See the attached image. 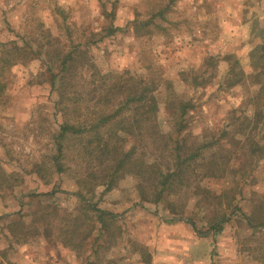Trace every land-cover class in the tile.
<instances>
[{
    "label": "rangeland",
    "instance_id": "374dc122",
    "mask_svg": "<svg viewBox=\"0 0 264 264\" xmlns=\"http://www.w3.org/2000/svg\"><path fill=\"white\" fill-rule=\"evenodd\" d=\"M152 16L150 34L133 32ZM262 29L264 0H0V61L12 42L29 47L13 61L7 58L14 65L0 64V264H25L26 257L37 263L140 264L141 248L151 255L152 244L173 237L170 230L176 223L186 224L201 239L202 252L214 238L224 237V247L235 248L243 264H264V229L256 227L264 224V160L248 158L237 140L243 134V112L252 113L246 102L256 92L249 54ZM75 46L73 71L59 74L57 57ZM233 62L245 82L228 88L224 80ZM123 74L155 88L163 141L167 136L178 139L184 157L202 144H213L202 157L225 155L223 176L202 178L203 167L193 164L183 176L182 189L178 186L157 204L141 201V194L152 198L148 185L130 174L109 192L98 185L87 194L77 183L89 172L80 169L78 139L64 141L70 147L61 161L65 170L54 172V138L63 121L59 96L76 91L85 98L88 89L108 86L109 77ZM104 77L105 82L100 80ZM193 77L204 78L205 84L192 87ZM61 78L71 81L65 86ZM173 99L192 106L179 136L168 106ZM81 112L88 121L86 111ZM224 131L227 137L214 145ZM254 135L263 143L264 119ZM174 146L172 142L170 150ZM151 149L137 152L144 164L156 154ZM166 162L164 153L156 159L157 168L166 171ZM36 167L38 174L32 172ZM88 202L118 216L116 224L106 225L107 233L86 212ZM223 215L228 222L217 235L201 237L187 223L203 233Z\"/></svg>",
    "mask_w": 264,
    "mask_h": 264
},
{
    "label": "trees",
    "instance_id": "16d2710c",
    "mask_svg": "<svg viewBox=\"0 0 264 264\" xmlns=\"http://www.w3.org/2000/svg\"><path fill=\"white\" fill-rule=\"evenodd\" d=\"M162 13V12H161ZM159 13L158 15H161ZM154 17L144 21L133 27V32L137 35L143 30L144 35L150 34L148 27ZM112 34V30L108 32ZM257 37L259 43L253 48L249 54V63L253 71L250 75L252 82L256 86L255 95L248 97L247 104L251 103L252 113L247 115L243 112V134L237 139L239 143L243 142V152L248 153V158H257L264 160V135L262 137L263 143L255 141L254 132L257 131L264 119V29H262ZM26 45L22 48L18 47L14 42L10 44V48L5 53V58L0 61L2 67L12 66L15 62L14 57L25 54ZM78 46L73 48V52L67 54L60 53L57 57L59 74L68 75L73 71V63ZM17 55V56H16ZM11 58L7 61V58ZM9 60V59H8ZM50 62V61H49ZM127 75V74H126ZM123 75H115L109 77L112 82L106 86L101 83L98 87L88 89L84 96L77 95L72 92L70 95H60L57 102V109L63 121L58 127L57 135H55L54 142L56 145V155L52 160V167L56 174L64 172L65 167L61 161L66 158V153L70 151V147H66L65 140L74 139L80 141V148L77 150V160L84 167L82 170H87L86 174L83 172L77 180L80 188H86V193H91L96 186H103V193L111 191L119 178L130 174L139 178L140 185H148L151 199L146 195L141 194L140 199L143 202H151L157 204L161 202L164 195H174L177 187H183V176L187 175L188 169L193 164H200L203 167L202 178H214L223 176L221 170H225L228 166L227 162H222L225 156H218L211 154L207 158L202 157L210 145L202 144L190 152L188 156H181V147L178 139L173 141L171 136L164 137L166 142L163 141V135L158 131V124L156 120L158 112V104L154 93L155 88L150 87L143 82V80H134V78L124 77ZM243 76V77H242ZM244 73L237 69V62H233L229 67L226 74L224 84L228 87H234L240 83L245 82ZM56 77L52 78V83ZM204 78L193 77L190 85L192 87L203 86ZM66 82L65 86L69 84L71 79L61 78ZM101 81L106 78H100ZM124 80V83H120ZM118 81V82H117ZM187 81V80H186ZM105 82V81H103ZM94 85V82L91 83ZM3 86L0 84V98L2 97ZM85 99V100H83ZM94 101V105L87 109L86 106ZM168 106L171 109L170 117L173 123V132L177 136L182 134L185 129L184 117L187 112L192 109L191 104L183 100H169ZM66 104H69L67 108ZM81 109L85 110L86 122H84V113ZM240 120V118H237ZM228 134L226 131L221 132L218 140L214 145H220L221 139H225ZM146 140V141H145ZM147 140H149L147 142ZM174 142L173 149L170 146ZM148 146L152 148L156 154L150 164H144L141 160V155L137 152L143 147ZM219 148H222L221 146ZM151 149V150H152ZM167 153L168 163L166 162V171L157 168L156 159L163 157ZM74 160H70L73 162ZM250 161V159H249ZM226 163V164H225ZM192 165V166H191ZM223 167V168H219ZM32 172L40 173V168H33ZM181 191V190H180ZM51 195V194H50ZM49 195V196H50ZM53 195V193H52ZM75 196L82 202L86 200L82 194H75ZM30 198H39L40 195H31ZM229 207V206H228ZM86 212L91 213L95 217V221L99 223L101 229L107 233L106 225L108 223L116 224L118 216L102 211L96 208L92 203L88 202L85 206ZM235 210V208H233ZM179 214L171 211V216L177 218ZM15 216H20L16 214ZM181 219V218H177ZM249 225L251 220L244 219ZM228 222L225 215L220 218L215 217L210 227L203 233H200L195 225L189 220V223L194 231L201 237L208 235H217L222 232L224 225ZM257 228L264 229V224H259ZM69 242V241H68ZM68 242H65L67 244ZM143 259L140 264H151L150 253L141 248ZM111 264V263H110ZM113 264V263H112Z\"/></svg>",
    "mask_w": 264,
    "mask_h": 264
},
{
    "label": "crops",
    "instance_id": "0c3cea01",
    "mask_svg": "<svg viewBox=\"0 0 264 264\" xmlns=\"http://www.w3.org/2000/svg\"><path fill=\"white\" fill-rule=\"evenodd\" d=\"M170 231L174 232L173 237L161 238L157 242L158 246L151 245V264H243V257H240L235 248L224 247V237L219 240L214 238L211 248L208 251L205 248L206 250L202 252L201 239L193 235L186 224L176 223ZM28 258L26 257L27 262L25 264L39 263L33 258L30 260ZM19 259H23V256ZM39 264L58 263L40 262ZM59 264L64 263L59 262Z\"/></svg>",
    "mask_w": 264,
    "mask_h": 264
}]
</instances>
